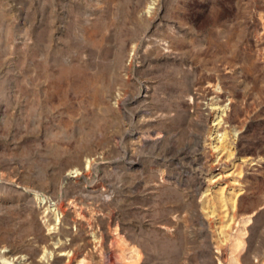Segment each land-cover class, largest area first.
<instances>
[{"label": "rangeland", "instance_id": "rangeland-1", "mask_svg": "<svg viewBox=\"0 0 264 264\" xmlns=\"http://www.w3.org/2000/svg\"><path fill=\"white\" fill-rule=\"evenodd\" d=\"M32 190L71 206L59 238ZM100 209L120 229L99 245ZM20 261L264 264V0H0V264Z\"/></svg>", "mask_w": 264, "mask_h": 264}, {"label": "built area", "instance_id": "built-area-1", "mask_svg": "<svg viewBox=\"0 0 264 264\" xmlns=\"http://www.w3.org/2000/svg\"><path fill=\"white\" fill-rule=\"evenodd\" d=\"M103 154L95 155L91 159L88 160V163L85 165L84 168L82 167H75L67 171L63 181L66 185H78L81 184L83 181H86L87 178L91 179L93 175V168L97 164V162H100L103 159ZM93 188V187H92ZM91 188V189H92ZM103 190L102 194L106 195V199L103 201H106L107 203H112L116 199V192L113 187V185L109 184L106 185V187H103L102 182L97 184L96 191ZM30 196L33 198L37 210L40 214V222L44 226L47 235L51 239L59 238L61 236V233L64 230V224L66 221L67 214L69 213V208L71 206L64 205L63 199L57 198L50 193H43L39 191H31L29 193ZM77 208V204L73 206V210ZM78 220L73 221V225H70L68 227V230L70 231V235L67 236L65 239L67 241L73 240V238L79 233L78 228L81 227L80 217L83 216V206L78 207ZM109 209H100V211H106ZM84 218V216H83ZM97 222L89 224L88 223V229L92 230L91 233H89L86 229L87 235L89 237L88 241L94 243V244H101L104 240V235L102 233L104 230V223H107L110 227H114V231L120 229L119 222L115 221L116 216L114 213L109 210L106 211V213H101L97 216ZM112 225V226H111ZM112 227V228H113ZM95 228V229H94ZM110 257V256H109Z\"/></svg>", "mask_w": 264, "mask_h": 264}, {"label": "bare ground", "instance_id": "bare-ground-1", "mask_svg": "<svg viewBox=\"0 0 264 264\" xmlns=\"http://www.w3.org/2000/svg\"><path fill=\"white\" fill-rule=\"evenodd\" d=\"M203 117V116H202ZM23 190L25 191V192H28V189H26V188H23ZM62 255H65V254H62ZM19 258H21V257H19ZM19 258H17V259H19ZM24 262V261H23ZM20 263H22L21 261L20 262H18V264H20Z\"/></svg>", "mask_w": 264, "mask_h": 264}]
</instances>
